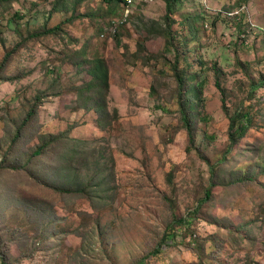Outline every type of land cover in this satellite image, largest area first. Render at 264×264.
<instances>
[{
  "label": "rangeland",
  "instance_id": "374dc122",
  "mask_svg": "<svg viewBox=\"0 0 264 264\" xmlns=\"http://www.w3.org/2000/svg\"><path fill=\"white\" fill-rule=\"evenodd\" d=\"M166 1L134 0L111 35L122 14L102 0H0V264H264V0L172 1L169 20ZM70 19L17 47L20 26ZM97 58L106 107L84 88ZM173 66L191 78L198 151ZM246 111L231 149V117Z\"/></svg>",
  "mask_w": 264,
  "mask_h": 264
},
{
  "label": "trees",
  "instance_id": "16d2710c",
  "mask_svg": "<svg viewBox=\"0 0 264 264\" xmlns=\"http://www.w3.org/2000/svg\"><path fill=\"white\" fill-rule=\"evenodd\" d=\"M177 2V0H167L166 1V11H167V15H166V20L171 19L172 13H173V2ZM83 2V1H82ZM103 3L109 5V6H115L116 8L120 9L121 14H122V0H102ZM82 4V3H80ZM64 14V12H62V10H58V9H54L53 10V16L59 17L62 16ZM133 14V13H132ZM51 15V17H53ZM128 20V22L121 24L122 26H126L130 20ZM24 20V19H23ZM69 22H73V19L68 20L67 22H63L55 27H49V25L46 26V28L44 30H41L40 32H35L33 34H30L29 36H24L21 34V26L19 29V36L22 38L21 42H18L17 47L19 49L24 48L25 46H27V44L29 43L30 40H41L44 39L46 37L49 36H54L56 34H59V32L61 30H63V25L65 23H69ZM29 23V22H27ZM120 25V27H121ZM164 38H165V49L167 52H171V51H176L175 47H177L176 42V37L174 35V33L172 32V30L169 28L167 29V31L164 33ZM142 47L141 50L144 51L145 50V45L144 42L141 43ZM18 49V50H19ZM177 53V52H176ZM178 57V64H179V56ZM9 59V55L7 54L5 61L7 62V60ZM5 66V64L2 65V68ZM173 71H174V76L176 78L177 84H178V111L180 113V121L183 125V128L186 130L188 139H189V147L188 150L189 152H193L195 150L198 151V147H197V135H196V128L195 125L193 124L192 121V117H191V113H190V108L193 107V105L191 104V101L189 100L188 97V89H187V83L188 81L191 79L190 75H188V70H185L184 68L180 67V66H173ZM88 73V77L89 80L87 82V84L84 86L85 90L92 92L93 90H96V93L98 95V97L101 99L102 105L101 107H106V99H107V94L109 92L110 89V75H109V67L107 65V62L105 59L102 58H97L91 62H89V69L87 71ZM218 87L220 88V90L223 93L224 96V108L226 111H228V107L226 105V100H225V95L227 96V91L226 89L222 86V84L220 82L217 83ZM258 87H261L258 86ZM257 87H254V89H256ZM34 115V111L29 112V116L28 118L32 117ZM254 119L252 116V113L249 111L246 112H241V113H237L234 116L231 117V125H230V140H231V149H233L239 142L240 140L244 139L252 125H253ZM50 139H56L58 136L52 135L50 134L48 136ZM45 138V137H43ZM51 141H45L42 144H40L34 151L33 155L34 156H40L43 151H45V149H47L50 145ZM204 157V156H203ZM204 159H207L206 157H204ZM210 167L211 170L213 172V175L216 174V167L215 165H213L210 160H206ZM55 190H57L58 192H62V193H85V191L87 190H83V189H72V188H67V187H63V188H59L56 186H52ZM212 188L209 189L206 192V200H211L212 198ZM182 224L186 223V221H184L182 219ZM157 253H159V251H157ZM2 264L4 263V260L2 261Z\"/></svg>",
  "mask_w": 264,
  "mask_h": 264
},
{
  "label": "built area",
  "instance_id": "2783aa9c",
  "mask_svg": "<svg viewBox=\"0 0 264 264\" xmlns=\"http://www.w3.org/2000/svg\"><path fill=\"white\" fill-rule=\"evenodd\" d=\"M134 0H122V18L120 21L113 23L109 28H106L105 31L108 34L115 35L117 28L126 22H128L130 16L132 15V5Z\"/></svg>",
  "mask_w": 264,
  "mask_h": 264
}]
</instances>
